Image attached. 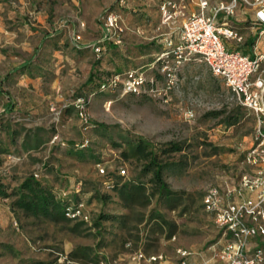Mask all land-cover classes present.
Here are the masks:
<instances>
[{
	"label": "rangeland",
	"instance_id": "1",
	"mask_svg": "<svg viewBox=\"0 0 264 264\" xmlns=\"http://www.w3.org/2000/svg\"><path fill=\"white\" fill-rule=\"evenodd\" d=\"M161 1L0 0V264H158L148 258L167 262L183 249L200 260L225 242L204 195L253 172L247 153L259 120L199 59L168 86L159 57L184 16L163 22ZM188 1L187 12L196 10ZM110 11L121 28L97 52ZM133 69L154 82L140 92L122 81L102 85ZM139 142L166 165L170 192L154 179L150 156H139ZM30 175L79 213L54 218L17 207ZM116 183L143 188L130 201Z\"/></svg>",
	"mask_w": 264,
	"mask_h": 264
},
{
	"label": "built area",
	"instance_id": "2",
	"mask_svg": "<svg viewBox=\"0 0 264 264\" xmlns=\"http://www.w3.org/2000/svg\"><path fill=\"white\" fill-rule=\"evenodd\" d=\"M186 1L162 0L160 3L163 22L184 16L176 40L166 37L168 48L159 57L163 59L162 72L169 86L175 82L179 67L199 59L224 79L238 100L259 120L247 153L254 170L245 173L238 184L226 185L223 190L212 187L204 195L205 206L223 228L225 239L221 247L215 249L213 258L194 261L190 251L183 249L176 259L167 262L157 254L148 260L158 264H264V50L259 51L257 45L253 54L240 50L238 44L244 36L231 22L238 9L249 5L255 9L256 20L264 24V0H197L198 8L190 12H187ZM113 28L121 27L116 12L110 11L105 15L107 34L94 46L97 52L102 50ZM263 33L264 29L260 30V34ZM228 41H233L235 47L229 46ZM169 57L172 64L167 60ZM121 81L126 92H140L143 85L153 83L154 78L133 69L124 79H120L119 73L111 74L102 85L112 86ZM76 106L80 118L88 122L84 98L79 97ZM71 209L69 206L68 215L76 216L80 211ZM99 264L110 263L101 261Z\"/></svg>",
	"mask_w": 264,
	"mask_h": 264
},
{
	"label": "trees",
	"instance_id": "3",
	"mask_svg": "<svg viewBox=\"0 0 264 264\" xmlns=\"http://www.w3.org/2000/svg\"><path fill=\"white\" fill-rule=\"evenodd\" d=\"M237 118L232 121L235 122ZM137 152L140 157H149V168L153 171V176L163 192H170L168 183L163 177L165 164L160 163L158 156L152 151H146V145L142 142L137 144ZM180 148L172 144L169 149L175 150ZM126 154V153H124ZM114 186H119L116 183ZM142 187L131 188L128 183H123L117 187L119 194L125 200H135L138 197ZM15 205L27 213L33 215L51 216L54 218H69L67 216L70 199L66 197H57L55 192L45 186L34 175L27 176L20 185L18 197L14 201ZM63 264V263H59Z\"/></svg>",
	"mask_w": 264,
	"mask_h": 264
},
{
	"label": "crops",
	"instance_id": "4",
	"mask_svg": "<svg viewBox=\"0 0 264 264\" xmlns=\"http://www.w3.org/2000/svg\"><path fill=\"white\" fill-rule=\"evenodd\" d=\"M196 2L195 0L189 2V4H193V7L197 9L198 5ZM231 22L244 36V40L238 44L240 50L253 54L255 53V45H257L259 51L264 50V33L260 34V30L264 29V24L256 20L255 9L252 6L246 5L238 9L236 15L231 19ZM227 43L229 46L235 47L233 41H228ZM191 259L193 258L191 257ZM193 260L196 261V259ZM200 260L205 259L202 258Z\"/></svg>",
	"mask_w": 264,
	"mask_h": 264
}]
</instances>
